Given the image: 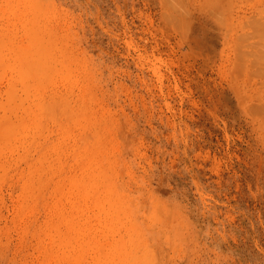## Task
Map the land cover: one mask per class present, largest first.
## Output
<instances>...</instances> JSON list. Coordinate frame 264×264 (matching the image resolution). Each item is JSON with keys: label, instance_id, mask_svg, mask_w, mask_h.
<instances>
[{"label": "rangeland", "instance_id": "rangeland-1", "mask_svg": "<svg viewBox=\"0 0 264 264\" xmlns=\"http://www.w3.org/2000/svg\"><path fill=\"white\" fill-rule=\"evenodd\" d=\"M0 264H264V0H0Z\"/></svg>", "mask_w": 264, "mask_h": 264}]
</instances>
